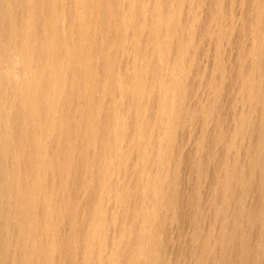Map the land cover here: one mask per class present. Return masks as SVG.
<instances>
[{"label": "bare ground", "instance_id": "bare-ground-1", "mask_svg": "<svg viewBox=\"0 0 264 264\" xmlns=\"http://www.w3.org/2000/svg\"><path fill=\"white\" fill-rule=\"evenodd\" d=\"M183 3L185 0H0V264H135L138 258L142 264L167 263L158 256L164 246L156 231L163 233V226L159 229L153 223L154 211L135 224L138 216L131 206L135 176H143L145 168H134L137 163L132 151L137 138L142 148L148 143V130L144 129L153 128L157 137L163 129L159 126L163 115L154 116L153 121L144 116V96L160 92L164 106L159 113H167L176 95L177 114L183 111L186 77L183 85L173 75L191 48L178 36ZM249 11L254 29L251 52L257 61L251 63L243 95L247 110L258 112L259 121L243 123L249 129L254 127L255 134L241 160L224 158L225 171L213 187L218 193V203L210 213L213 230L193 234L199 252L192 264H227L229 256L217 260L219 248L215 245L228 248L238 228L244 226L243 218L227 214L229 202L232 199L235 206L240 182L263 163L261 0ZM215 14L213 19L218 20L220 15ZM175 36L179 40L173 45ZM152 56H156V66L160 59L165 64L154 70ZM169 59L174 62L170 61L174 64L171 69L166 65ZM152 68L157 71L151 72ZM166 69L165 77L158 74ZM117 99L127 109L134 102L137 123L133 135L127 131L132 129L125 122L127 110L120 112ZM173 121L163 130L167 140ZM147 151L140 154L142 159ZM161 151L156 149L157 162L163 158ZM155 179L159 180L153 176L145 181L143 190L154 196L157 209L165 211L175 190L154 186ZM224 200L229 206L222 214ZM257 209L255 218L250 219V214L245 218V225H253L257 218L264 224V202ZM115 223L117 232L113 230L110 237ZM214 230L218 235L211 240ZM222 230L225 233L219 237Z\"/></svg>", "mask_w": 264, "mask_h": 264}, {"label": "rangeland", "instance_id": "rangeland-1", "mask_svg": "<svg viewBox=\"0 0 264 264\" xmlns=\"http://www.w3.org/2000/svg\"><path fill=\"white\" fill-rule=\"evenodd\" d=\"M255 4L256 0H185V3L181 6V17L178 21L179 24H177V28L179 30L178 36L180 39L185 43L186 47L191 48L187 50V54L184 56L185 59L183 58V65L180 64L173 74L175 75V79L176 77H180L178 78L180 80L182 79L180 81L181 83L186 77V79H184L186 83H182L183 85L185 83L183 111L181 114H177L176 95L171 100L169 106L170 109H168L167 113L162 111L159 113V109L164 106V104H162L164 101L160 92L156 91L155 93V91H153L154 94L151 92L146 98H144L145 96L143 97V101L141 100V104L145 107L144 116L148 115L147 117L149 118L147 119L149 121H153L156 116L163 115V122L159 123V126L163 129L160 131V137L154 135L156 130H152L153 128L149 127L148 129H144L145 132L148 130L147 133L149 135L147 137L148 143L144 145L143 148L141 145L139 146L140 139H136V144L138 143V145L135 146V150L132 151L134 153L132 159L135 158L134 161H137H135L137 164H134V168L138 165H144L145 172L143 176L139 175L140 178L138 175L135 176V199H133L134 201L131 206L134 208V211H136L138 216L135 220L136 225L140 223V220L144 215L147 213L151 214V211H154L155 215L153 223H155L157 228L163 226V233H160V228L159 232L158 230L156 231V237L161 239L164 246L161 250L162 252H160L158 256L159 258H163V260L167 262H165L166 264H192L193 258L199 252V242L193 236L197 235L199 232L203 234L213 230L210 227L212 225V217L210 216V213L212 212L211 209L214 204L218 203V193L213 192V187L216 183L215 181L219 178L218 176H222L225 171L224 158L227 157L230 161L237 157L241 160V153L246 151L248 146L250 148V145L254 142H252V137L254 138L253 134H255L254 127L249 129L244 126L243 123L254 121L258 123L259 117L256 118L255 116H259V113H254L250 109L247 110V106L244 104L246 100H244L245 97L243 93L246 91L248 84L247 79L248 76H250V68L257 61L256 56L251 52L253 46L251 42L254 37V29L252 25L253 18L250 16L251 11H249V9L251 10ZM261 4L264 15V0H261ZM124 10L125 8H122V11ZM213 13H219L220 18H218V20L213 19ZM191 16L193 17L191 18ZM213 20L218 23L214 24ZM262 21L263 22H261L260 25L261 29H263L261 44L264 46V17ZM249 23H251V26ZM182 30L184 32H182ZM186 33H189V35ZM178 36L177 40H179ZM189 36H191V38ZM143 40L144 39H142L141 44L143 43L144 45ZM177 40L176 36L172 38L173 45H175L174 42H177ZM173 53L174 52H172V55H170L169 58L173 57ZM192 56H194V58L191 60ZM188 57H190L189 60ZM152 58H154L152 59V63L155 65L156 56H152ZM167 61L166 65L170 66L169 69L173 68L174 62L170 59ZM170 61L173 63H170ZM165 62L166 60L163 62V60L160 59L156 64L160 68ZM184 63L187 66L184 65ZM158 66L155 65L154 70ZM260 67H262V64ZM169 69L160 71L158 74L165 77V72H167V70L169 71ZM152 71L153 68L151 69V72ZM148 77H150V74H148ZM253 84L258 86L256 81H254ZM147 97H150L151 99H148ZM144 100L145 102L149 101V104L145 103ZM119 101L120 100H118L117 103H119L118 107L120 108V112L127 110L124 112L126 115L125 122L131 124L130 126L132 127V129H128L127 131L129 133L132 131L134 132V125L137 123V120L135 121V111L133 112L134 102L133 107H131L132 105L130 104L131 106L129 105L127 109L126 105L124 106L121 101ZM173 105L174 107H172ZM129 107L132 108L130 110V115L128 113L130 109ZM102 115L103 114L101 113V119ZM142 118L144 117L142 116ZM116 120L118 119L116 118ZM120 120L122 119L120 118ZM172 121L174 125L172 130L168 132L171 134L167 140L165 137L166 135L164 134V128L167 127L170 122L172 123ZM114 122L115 121H113V123ZM127 141L128 138L124 141V145H127ZM152 143L154 144L152 145ZM226 143H230L232 146L227 148ZM260 146V149L263 151L262 167L252 169L250 172L248 171L250 174L248 175L247 173L248 176L240 182L237 188L239 196V199L236 202L237 205L235 204V206H233L232 199L229 202L230 206L226 205L225 200L223 204H221V207H224L221 211L222 214H224L226 207L229 206L227 208V214L229 216L234 214L241 219L243 218L244 226L238 228L234 241L228 245V248L224 245L217 246L214 244L219 248L216 251V258L218 257L217 260L219 262L229 256L227 264L264 263V224L257 218L253 225L251 223L245 225V218H247L249 214L250 219L255 218L256 212L258 213V206L264 202V140L261 142ZM150 148L152 149L150 150ZM156 149L164 150L163 158H160L158 162L155 160L158 158L155 154L157 153ZM145 151H147V155L144 154L145 159H142L140 154ZM153 151L155 152L152 153ZM153 161L157 163L154 164ZM7 165L9 168V163ZM206 167L208 168L206 169ZM138 168L140 167L138 166ZM209 173L211 175H209ZM153 176L159 179L158 181L155 179L156 185L154 184V186L161 185L163 186V190H167L168 188L175 190L170 201L171 204L168 205V208L167 210L165 209V211L164 209H157L155 207L154 196L143 190L146 183L145 181L148 182L149 178ZM254 176H256L257 179ZM140 181L142 182L139 184ZM188 185L190 188H188ZM153 189L156 188L154 187ZM140 191L141 193H139ZM145 193H147V197ZM148 204L150 211L148 210ZM150 204H152V206ZM118 210L119 209L117 208V211ZM162 217H164V222L162 221ZM114 226L115 229L114 227L113 229L111 228L110 237L112 236L113 230H116L117 232L118 224L115 223ZM251 226H253V228H251ZM224 233L223 230L220 231L219 237ZM211 234L213 235L211 240H215L216 238L214 237H216V231L214 230ZM246 250L249 252L247 253ZM102 260L106 263L105 257ZM142 263L143 260L141 258L135 260V264ZM88 264H91V261L88 262ZM220 264L226 263H223L222 261Z\"/></svg>", "mask_w": 264, "mask_h": 264}]
</instances>
